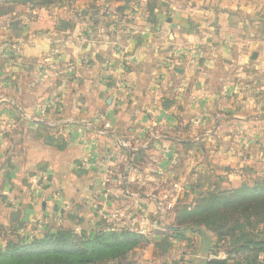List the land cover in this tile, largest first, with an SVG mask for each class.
<instances>
[{
	"label": "rangeland",
	"instance_id": "1",
	"mask_svg": "<svg viewBox=\"0 0 264 264\" xmlns=\"http://www.w3.org/2000/svg\"><path fill=\"white\" fill-rule=\"evenodd\" d=\"M139 1L0 0V253L9 244H24L62 230L80 242L93 239L100 232L129 231L142 237L137 246L121 257L94 264H204L214 255L230 259V264H245L241 259L245 255L229 253L232 249L228 239L219 238L204 227H187L179 218L209 193L230 190L222 186V180L218 181L224 175L222 169H208L193 180L192 172H186L185 158L199 161L205 156L204 150L207 155L209 150L201 145L206 141L216 146L215 134L209 137L198 131V122H193L191 133L174 137L189 148L182 161L173 166V172L179 169L183 176L180 187L176 185L179 177L155 169L148 154L140 158V150L135 151L137 162L129 164L126 160L122 169L118 160L127 147L124 140L115 138L118 145L115 144L113 162L106 160L112 156L99 154L97 144L112 135L113 127L104 118L106 115L95 117V104L102 100L93 98L94 77L102 69L97 83L102 84V97L111 100L107 105L110 114L125 113L134 88L124 80L122 24L126 12L135 18L138 9L133 7ZM39 9H44L43 13ZM40 19L44 21L39 22ZM46 51L49 52L44 54ZM92 51L105 52L106 56L94 58ZM174 60L169 57L165 65L171 66ZM76 97L79 103L73 105ZM26 114L38 120L40 134L29 131ZM154 129L151 124L150 130ZM137 134L139 141L135 145L149 137ZM25 135L48 136L47 142L60 151L70 144L80 145L83 163L76 162L75 171L68 167L62 172L64 187H54L47 193L51 184L48 175L53 171L29 166ZM156 135L169 138L162 131ZM165 148L170 149L167 145ZM72 175L82 178L86 186L78 189L76 180H69ZM129 177L134 182L122 184ZM94 178L100 183L93 190L87 186ZM262 179L264 173L254 178L252 185ZM139 180L143 184H137ZM127 192L144 195L147 201L140 200V196L134 200ZM240 223L245 233L264 239V220H254L252 225L245 220ZM256 264H264V253Z\"/></svg>",
	"mask_w": 264,
	"mask_h": 264
},
{
	"label": "crops",
	"instance_id": "2",
	"mask_svg": "<svg viewBox=\"0 0 264 264\" xmlns=\"http://www.w3.org/2000/svg\"><path fill=\"white\" fill-rule=\"evenodd\" d=\"M133 8L138 9L135 18H130L126 12L122 24L125 26L124 80L134 88L133 99L128 100L125 113L110 114L107 105L111 100L102 97L99 92V87L103 90L102 84L97 83L102 69L99 68L98 75L97 69L94 73L97 77H94L93 98L102 100L95 104V117L106 115L104 118L113 127L112 135L97 144L99 154L112 156L106 160L113 162L117 154L116 141L124 140L129 151H121L124 155L118 165L122 169L126 160L129 164L137 162L135 151L140 150V158L148 154L155 169L179 177L176 185L180 187L179 180L183 176L179 169L173 172V166L182 161L189 148L174 137L191 133L193 122H198V131L209 137L215 134L218 144L212 146L205 141L201 146L209 151L206 155L204 150L205 156L199 161L185 158L186 172H192L190 179L197 178L198 173L206 174L211 168L213 172L222 169L224 175L218 181H223V187L232 190L243 184L251 186L252 180L264 173V0H156L154 4L140 0ZM98 52L90 54L94 58L106 56L105 52ZM169 57L175 59L171 66L165 65ZM77 103L78 97L73 98L72 104ZM25 118L31 125L29 131L40 134L38 120L31 114H26ZM151 124L155 128L152 131ZM160 131L169 138L156 135ZM139 132L149 137L141 145H135ZM160 137L165 138L164 141ZM24 138V145L29 146L25 148L29 166H35L34 170L53 171L48 175L51 184L47 193L54 187L65 186L62 173L65 169L75 171V163H83L84 152L80 145L70 144L60 151L47 142L48 136L25 135ZM161 154L166 157L161 159ZM69 180H76L78 189L86 186L78 176L73 178L72 175ZM130 182H134L131 177L123 179L122 184L127 186ZM99 183V179L94 178L87 187L94 190ZM139 183L143 184V180ZM127 194L134 200L140 196V200L147 201L144 195Z\"/></svg>",
	"mask_w": 264,
	"mask_h": 264
},
{
	"label": "trees",
	"instance_id": "3",
	"mask_svg": "<svg viewBox=\"0 0 264 264\" xmlns=\"http://www.w3.org/2000/svg\"><path fill=\"white\" fill-rule=\"evenodd\" d=\"M180 222L187 227L211 230L215 236L228 239L230 254H242L245 264H256L264 253V239L250 236L240 221L247 225L264 220V179L254 185L211 192L202 197L192 210L181 213ZM142 237L129 231H105L93 239L80 242L62 230L24 244H9L0 253V264H94L125 255L139 244ZM204 264H230V259L214 255Z\"/></svg>",
	"mask_w": 264,
	"mask_h": 264
}]
</instances>
